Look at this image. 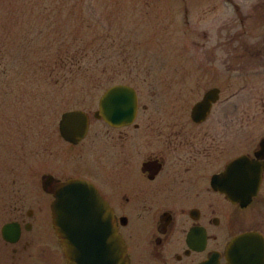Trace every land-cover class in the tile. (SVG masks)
Here are the masks:
<instances>
[{"label": "flooded vegetation", "instance_id": "obj_1", "mask_svg": "<svg viewBox=\"0 0 264 264\" xmlns=\"http://www.w3.org/2000/svg\"><path fill=\"white\" fill-rule=\"evenodd\" d=\"M208 1L212 0H202ZM217 1L230 4L232 15L227 17L232 22L223 17L211 47L232 48L235 72H227L228 58L207 57L220 68L212 72V79L203 80L206 88L191 106L184 103L186 99L178 103L175 99L193 89L171 90L166 104L156 98L152 105H140L138 97L135 119L126 125L96 118V110L92 121L86 111L85 137L74 144L59 133L63 163L56 166L57 172L43 174L59 181L83 178L94 185L110 208L108 221L120 236L127 264H226L225 250L233 237L251 230L264 236L256 226L257 217L248 211L258 195L243 207L221 185H214V177L230 161L243 154L253 158L264 137L255 143L254 138H243L242 107V97L255 93L264 110V0ZM202 34L209 38L207 29ZM249 81L260 84L247 88ZM209 91H214L215 100L206 115L195 119L193 106ZM74 156L80 167L95 174L68 173L66 167ZM263 183L264 172L260 190ZM226 187L236 189V181ZM40 188L42 197L33 202L35 207L17 203L8 207L12 216L0 228V256H10L9 264H68L52 227L51 185ZM8 223L13 225L8 232L13 241L2 237V227Z\"/></svg>", "mask_w": 264, "mask_h": 264}, {"label": "rangeland", "instance_id": "obj_2", "mask_svg": "<svg viewBox=\"0 0 264 264\" xmlns=\"http://www.w3.org/2000/svg\"><path fill=\"white\" fill-rule=\"evenodd\" d=\"M230 14V4L217 0H0V228L12 216L11 203L35 207L42 175L63 163L58 121L64 111L83 109L94 121L99 97L117 83L132 85L140 105L156 98L166 104L171 90L193 89L172 96L191 106L206 88L203 80L220 68L207 57L228 58L227 72H235L232 48L211 47ZM249 82L247 88L260 84ZM258 98L242 97L243 138L253 143L264 135ZM74 158L68 173L95 174ZM248 211L264 232V183ZM5 257L0 264H9Z\"/></svg>", "mask_w": 264, "mask_h": 264}, {"label": "water", "instance_id": "obj_3", "mask_svg": "<svg viewBox=\"0 0 264 264\" xmlns=\"http://www.w3.org/2000/svg\"><path fill=\"white\" fill-rule=\"evenodd\" d=\"M215 97L214 91L207 92L194 105L193 117L200 119L196 116L206 115ZM137 107L135 89L127 84H116L100 96L95 117H101L117 126L126 125L135 119ZM88 122L84 111H66L58 123L60 135L66 141L76 144L85 137ZM263 171L264 138L255 158L241 155L232 160L224 172L214 177V185H221L232 201L246 206L259 190ZM234 181L236 189H228L227 184ZM42 184L51 185L54 197L51 204L52 225L68 264H127L120 237L111 229L108 221L110 208L92 183L81 178L61 182L50 175H44ZM12 226L8 223L2 227L4 239L10 240L8 232ZM225 258L226 264H264V237L258 231L236 235L227 245Z\"/></svg>", "mask_w": 264, "mask_h": 264}, {"label": "trees", "instance_id": "obj_4", "mask_svg": "<svg viewBox=\"0 0 264 264\" xmlns=\"http://www.w3.org/2000/svg\"><path fill=\"white\" fill-rule=\"evenodd\" d=\"M86 47V46H85ZM85 50H86V48H85ZM86 55H87V52H86ZM85 56V52H84V48L83 49H81L80 50V54H79V58H83ZM94 81V79L91 77V78H89L87 81Z\"/></svg>", "mask_w": 264, "mask_h": 264}]
</instances>
